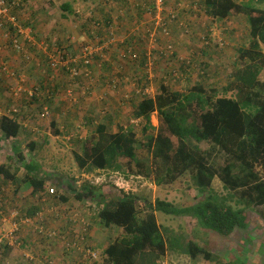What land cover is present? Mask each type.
<instances>
[{"label":"rangeland","instance_id":"1","mask_svg":"<svg viewBox=\"0 0 264 264\" xmlns=\"http://www.w3.org/2000/svg\"><path fill=\"white\" fill-rule=\"evenodd\" d=\"M42 1H47L46 5L49 9H42L41 5H44V3L39 0H30L29 2L25 0V2H23V9L20 10V18L23 27L28 28L26 25L30 24V22H32L31 19H33L31 11L36 8L38 12H45L42 16H52L53 19L61 20L62 17H60L59 14L60 12H64L68 15L67 21L76 22L79 23V25L86 23L84 32L86 33L85 37L88 38L86 40H90V43L96 44L99 38L106 42V38L109 36H107V32L105 31V28L108 30L109 25L106 19L111 15L110 12L112 10H116L111 6L116 2L112 3V0H90L94 10L89 11L88 15L83 14L78 19L77 15L75 14L74 16L72 12L73 0L72 2L71 0ZM140 1L144 2L145 0L129 1L128 3L131 4V9L122 10L125 14L127 11L135 12L139 7H142L146 11L147 6L150 5V1L152 2V0H148L149 3L145 2L146 6L132 5L136 2L141 3ZM235 1L264 8V0ZM64 3L70 4L71 11L63 9L62 6ZM177 4V21L171 24L170 31V40L173 44L174 54L171 55L172 57L169 60L154 59L155 64L153 68L157 75L151 82L154 88L153 96L157 97L158 95H162L159 85L164 82V84L168 85L170 91L188 93L193 86L201 84L207 91V94L215 93V97H238L236 88L239 81L235 79V71L243 67V61L239 57L238 50L241 48H249L251 41L246 15L244 13H237L223 20L208 14L204 6V0H167L166 2L168 10L176 8ZM43 8L46 7L43 6ZM108 13L110 15H108ZM33 20L39 22L38 19ZM60 20H57L58 22L55 24H58ZM94 20L99 21L100 25L92 28L90 24H92ZM24 22L26 24H24ZM110 24H112V29L117 31V34L115 30L113 31L114 36L117 37L118 34H120L118 32L119 29L117 30L116 26L114 28L112 19H110ZM61 28L62 25L60 26V29ZM66 32L61 29L60 32L55 34H51L50 32V35H46L47 37L45 36L44 38L43 35L45 34L32 31L31 35L34 36L33 39L36 44L34 48L43 49L44 47L41 44L43 43V39L46 38L47 40L45 42L49 41L48 43L51 49L57 45H64L56 43H67L68 38L67 40L64 38L66 37ZM62 37L64 40H61ZM202 37H204V39H202ZM133 38L134 37L129 40L131 45L135 43ZM7 40L8 37L0 34V44L5 43L0 51H4L2 54L5 57L9 54V51H11V46ZM28 46V43L25 42V56L23 60L18 52L14 50L17 56L15 61L16 65L12 64L13 66H8L7 63L3 65L0 64V117L8 108L16 107L18 109L17 114L25 116V121L33 125L35 128V135L28 137L23 136L22 140L24 142H29L31 139L36 140L40 150L36 149V156H34L35 151L33 152V150L36 147L31 149L24 145V147L20 149L26 150L24 153L25 156L33 160V162L35 161L33 165L39 168L40 177L43 175L51 183H54V185L57 182H62L64 185L68 181L71 182L72 185L79 187L81 183L86 181L88 184L95 187V191L103 194L113 192L115 196H121L122 190L125 192L131 191L137 194L135 205L140 212L143 210L141 208L145 207L146 202H153L155 198L167 200L176 206L196 203L203 198V195L199 198L194 197L197 195V191L189 175L181 176L171 183L161 182L157 184V182L153 180H148L145 177V172H142V170L137 169L136 172L134 164L125 165L120 157L118 160L121 164V169L115 171L104 170L96 172L95 169L88 164L83 167L77 164L75 153H82V144L85 141V137L89 138L94 134L100 122H105L106 133H110L112 130L115 132L119 130L125 132L129 130L133 131L135 133V140L137 141V157L142 160L144 159L146 162H150L151 153L148 152L147 147L144 145L148 136L155 133L159 116L156 112L151 113V127L146 131L144 128V118L136 116L135 105L140 100L138 98L140 95L137 94L138 96L133 97L132 100L130 97L134 95V88L137 87V84L138 86L141 85L144 80L139 79L141 75L136 70L138 62L132 65H126L124 60L130 58L129 51L125 50L122 52L120 48H115L116 45H108L105 43V48L95 58L94 65L91 64L92 67H89L92 71L91 78L89 79H73L64 72H58L56 74V72L50 71L45 63H42V71L33 69V71L25 73L20 72L21 76H29L30 80L27 82V78L23 83V86L27 90L32 88V86H38L40 82L45 81L49 76L52 77L51 79H47L50 84L51 82H55L56 85H51L52 90H55L59 86V91L55 94L57 105L54 106V100L56 99H50V106L49 104L47 105L51 111L50 116L49 118H42L40 117L41 112L39 110V106L42 104H40L41 101L39 99V101L31 100V98L34 96L43 97L47 96V94L51 95L52 90L49 88L40 89L39 87L37 95L29 97L27 92L24 91L21 95L15 96L14 90H12L15 81H12V79L10 80L7 73V71L14 69V72L19 74L16 67H20L23 71L27 70V68L31 67L30 65L38 59V57L35 56V54H38V51L33 53V47L31 52L30 48L27 50ZM161 46H163L162 42ZM261 51L264 54L263 44H261ZM116 52H120L121 55L118 56ZM137 54H139L138 59L141 60V52H137ZM26 57H28V59ZM118 57L123 59L127 76L129 72L132 71L133 75H131L132 79L128 76L124 78L123 81H121L118 73L104 76V78L107 79V86L108 89L112 91H110L112 95H116L120 98L117 101V108L121 115L118 114V118H114V122H112L113 119L109 116V113L114 112L105 107L108 103L104 101L109 100L110 97L112 98V96L108 94L105 96L101 95V97L98 95L97 102L103 104L101 108L100 106H95L94 108L91 106L90 109L84 110L85 113L81 112L82 114L75 110L74 114L68 116L67 119V115L60 114L57 116V112L62 110L60 109L61 107L65 110L67 107H70L68 110L76 108L77 110L82 109L81 111H83V108L87 105L86 100H88L91 95H94L91 91L98 92L102 89V87L98 85V81H96L97 78L94 71L103 69L106 64L111 61L116 65V61H119ZM94 66L96 68L93 70L92 68ZM128 68L133 70L130 71ZM174 68H178L182 75H175L173 72ZM169 69H171V77H167L166 75ZM156 78L158 79L156 80ZM112 80L117 81V89L112 90L110 88L109 85ZM258 80L264 81V68L260 71ZM67 90H70L72 93L70 98L67 95ZM261 90L264 91V88ZM126 94L128 97H125ZM65 101H67V103H64ZM59 103L61 105L60 107H58ZM118 106H120L121 109ZM243 110L252 113L254 107L252 105H247L243 107ZM54 117L57 118V124H65L68 130L60 133L58 129L55 132L50 126ZM59 135L62 136L61 139L64 140L63 142ZM0 137V164L4 163L8 165L11 172L17 175V177H22L25 171L19 166H21L23 162L18 161L15 163L11 161L14 159V157H12L13 151L10 150L11 140L5 139L2 136ZM188 141H190L192 145L199 146V148L205 152L208 162L217 169L222 168L231 161V158L225 151L210 141H201L199 143L193 139H189ZM36 142H34L35 145ZM236 168L239 170V167L234 164L233 172L239 173ZM255 170L261 177V180H264V174H262L259 165H256ZM220 174L221 173L214 177L211 187L218 194L228 197V202L233 207L243 208V214L246 216L244 226L236 228L233 233L229 234L227 237H223L213 231L200 228L197 221L191 216L168 215L161 211H156V220L163 232L167 231L166 235L169 237L173 235L181 236L182 241H184V239L193 240L216 255L215 260L206 261L202 258L193 259L189 257L188 254L174 250L167 244L168 249L166 255L162 259L158 258V263L264 264V203H256L255 200H252V198L246 194V191L242 193V191L245 190L242 186H237L235 189L229 186L225 187V183L221 177L222 174ZM2 180L3 177H0V182ZM52 185L49 184L47 186ZM55 188L58 190L57 186ZM30 189L31 188L27 186H23L13 194L12 185L9 184V181L0 185V203L4 202L2 205L5 206L1 207L3 208V214L0 217L1 234L10 229V225L12 229L14 228L13 219L11 218V212L13 210L17 211L19 214H23L24 212L32 211L33 205H38L40 208V211L35 212L32 221H25V219H21L20 215L18 216L17 223L19 228L13 236L11 234L5 237L9 243L13 242V244L11 247L7 245V248L1 251L4 257L1 258L0 264H50L49 262L52 264H80L81 261L84 260V252L87 249H91L96 253L97 257L94 259L95 262L93 264L103 263L105 246L113 239L122 236L121 228L114 226L105 227L101 223L99 224L100 219L97 218V211L104 206L102 204H97L94 199L78 200L75 197V189L67 190L65 188V192L64 190L58 191L60 193L57 195L55 194L56 191H54L55 193H52L50 197L45 199L41 197L42 199L40 198V200L39 194L36 193V195H32ZM228 194H231L232 197H229ZM252 195L254 196V193ZM63 196L64 199L62 198ZM12 198H15V201H11L10 199ZM8 201H10V204L8 203L9 205L7 204ZM63 202H66V204ZM65 216H67L68 219H66ZM50 223L54 224V226H48ZM68 229L70 233H66ZM11 231L13 232L14 230ZM40 232H44V235ZM14 238H17V245ZM73 242L76 244L74 247L68 245ZM50 249H53V253ZM62 251L67 253V259L58 258L59 255L63 254ZM68 253H73L75 255ZM77 258L79 261H77ZM56 260H59V262H56Z\"/></svg>","mask_w":264,"mask_h":264},{"label":"trees","instance_id":"2","mask_svg":"<svg viewBox=\"0 0 264 264\" xmlns=\"http://www.w3.org/2000/svg\"><path fill=\"white\" fill-rule=\"evenodd\" d=\"M204 6L208 14L215 18L226 20L237 13H244L247 17L251 41L249 48L238 50L243 61L242 69L235 71V79L240 84L236 88L238 97H215V93L207 94L201 84L193 86L188 93L170 91L168 85L162 82L159 87L165 96L143 95L138 97L140 100L135 105L136 116L145 120V131L151 127V113L156 112L159 116L155 133L148 136L144 145L151 153L150 162L137 157V141L133 131L106 133L104 123H99L95 133L86 138L82 144V153H75V160L80 167L88 164L93 168L111 171L121 169L118 160L120 157L125 165L134 164L136 172L137 169L142 170L148 180L157 184L171 183L181 176L189 175L197 191L194 197L203 195V198L185 206H176L167 200L155 198L153 202H146L140 212L135 205L137 194L131 191L122 190L121 196H115L113 192L103 194L95 191V187L86 181L79 187L68 184L71 190L75 189L78 200L94 199L97 204L104 206L97 211L99 224L122 229V236L110 241L104 249V262L101 264H159L157 259L164 258L167 244L193 259L215 260L216 255L213 252L195 241H182L181 236L166 235L167 231L163 232L155 213L161 211L168 215L191 216L200 228L227 237L236 228L244 226L246 216L243 208L233 207L228 202V197L212 189V180L219 173L222 174L220 175L225 187L235 189L242 186L245 188L242 193L246 191L256 203H264V180H261L255 170L256 165H259L264 174V91L261 90L264 88V81L258 80V75L264 68V54L261 51V44L264 45V8L235 0H204ZM62 7L71 10L68 3H64ZM163 15L166 17L167 12H163ZM119 43L125 42L118 41L117 44ZM127 45L129 46V41ZM3 46L4 44H0V47ZM32 47L29 44L27 50ZM11 48L14 50V47ZM144 57L145 52L142 53L141 60L130 59L132 63L138 62L136 70L141 75L139 79L144 80L141 85L137 84L136 89L150 84L143 71L146 62ZM166 75L171 77V71L168 70ZM43 82L39 86H43ZM136 96L137 93H134L130 99ZM38 98L34 96L31 100ZM247 105L254 107L252 113L243 110ZM0 132L5 139L16 137L21 132L20 123L15 118L2 115ZM189 139L197 143H214L228 154L230 163L217 169L208 162L205 152L199 146L192 145ZM18 155L22 161L24 156L21 153ZM33 163H23L25 173L22 177H17L8 165L1 163L0 177L3 180L0 185L9 181L13 186V194L21 185H25L31 188L32 195L43 192L39 194V200L41 197H50L55 192H46L47 178L39 176V168ZM234 164L239 167V170L236 168L239 173L233 172ZM228 196L232 197L231 194ZM10 200L15 201V198ZM3 203H0V217L3 214L1 207H5ZM33 206L32 211L19 214L21 219L33 220L35 212L40 211L38 205ZM40 233L44 235V232ZM7 245L6 241L1 242L0 252Z\"/></svg>","mask_w":264,"mask_h":264},{"label":"crops","instance_id":"3","mask_svg":"<svg viewBox=\"0 0 264 264\" xmlns=\"http://www.w3.org/2000/svg\"><path fill=\"white\" fill-rule=\"evenodd\" d=\"M29 1L30 0H28V2ZM39 1L43 2L42 0H39ZM71 2H72V0H71ZM140 2L141 3H137L136 2L135 4H132V5H137V6L138 5H142V6H146V3L145 2L149 3L148 0H145L144 2L143 1H140ZM43 3H44V5L42 4L41 5V8L42 9H45V10L46 9H49V8H47V5H46L47 1H45ZM127 3H128L127 1L113 3L111 6H112L113 9H116V10H112L110 12L111 15L108 13V15H110V16H108V18L106 20H107V22H110V19H112V23H113L114 28L116 26L117 30L119 29L118 32L120 34H118L117 38L119 40H121L122 42H125V43L115 44L116 45L115 48H120L121 51L123 52V51L127 50V48H129V46H132L133 50H135L136 52H141V57H142V53L144 52V47H145V42H146V39H145L146 35H145L144 30L146 29V27L149 24L150 15L142 7L137 8L135 12H133V11H127V13L125 14L122 9H124V10L131 9V6H130L131 4L128 3V5H129L128 6ZM43 6H45L46 8H43ZM34 7H35V5H34ZM92 10H94V9H93V5H91L90 0H73L72 12L74 13V16H75V14L77 15V18L78 19L83 14L84 15H88V12L89 11H92ZM31 14H32V18L33 19H36V20L38 19L39 22L31 19L32 22H30V24L26 25L28 28L25 27L26 29H28L27 31L30 32V33H32V31H33V32H36V33L38 32L39 34H41V33L42 34H45V35H43L44 38H45L46 35H50V32H51V34H55L57 32H60L61 29L63 31H65V32L67 31L66 32V37H64L65 40H67V38H68L67 43L57 42L56 44H64V45H57V46H65V48L68 49L70 53H78L80 47L83 44H85V43H87V42L90 41V40H86L88 38L85 37L86 36V33L84 32V28L86 27V23H82L81 25H79V23L67 21L68 15L65 14L64 12L63 13L60 12V14H59V16L62 17L61 20L60 19H53L52 16L49 17L48 15L42 16V14H45V12L44 13L38 12V9L37 8L35 10H32L31 11ZM137 15H138V17H137ZM57 20L58 21L60 20V22L58 24H55V23L58 22ZM25 22H26V19H25ZM25 22H24V24H26ZM97 22H99V21L94 20L93 23L90 24V26L92 28L97 27L96 25H94ZM61 25H62V28L60 29V26ZM64 28H65V30H64ZM105 31L108 32L107 28H105ZM116 34H117V31H116ZM61 35H62V33H61ZM69 36H71V37H69ZM132 37H134L133 38V41L135 43L131 45L129 40L132 39ZM46 40H47V38L46 39H43L42 42L46 43V45H49V43H48L49 41L48 42H45ZM61 40H64L63 37L61 38ZM127 41H129V46L127 45ZM56 44H54V45H56ZM31 49L32 48H30V51L32 52ZM33 49H34V52L33 53H35V52L38 51V54H35V56L38 57V59H36L35 62L30 65L31 67L27 68V70H24V71L21 70L20 67H16L18 69L17 71L19 72V74H16V72H13L12 74L11 73L9 74L8 77H10V80L12 79V81H15V84L13 85L12 88H14L16 85L18 86V84H19V81L18 80L20 78H24L25 80L28 78L27 82L30 80L29 79V76L28 77L27 76L26 77L21 76L20 75V72L21 73H25V72L33 71V69L36 70V71L37 70H39V71H42L43 70L42 63H45L44 62L45 53H44V51L41 50L42 48H34L33 47ZM10 50L11 51H9V54H7L6 57L2 54L4 51L3 52H0V64L3 65L5 63H7L8 66H13L12 64H15L16 65V62H15L16 61V58H17V56L15 54L16 52H14V50L12 48ZM117 50H119V49H117ZM48 51H50V49ZM6 53H8V52H6ZM116 53H117L118 56L121 55L120 52H116ZM19 55H20L21 59L23 60V55H21V54H19ZM4 59H5V61H4ZM118 60L119 61H116L115 60L116 61V65L114 64V62L111 61V62H108L103 69H99V70L94 71V74L96 75V78H97L96 81H98V85L101 86L102 89L99 90L98 92L91 91L94 95L93 96L91 95L89 97V99L86 100L87 101V105H86L85 108H83V111H81L82 109L77 110L76 108L75 109L72 108L71 110H68V109H70V107H67L66 110H65L63 107H61L60 109H62V110L59 111V112H57V116H59L60 114L67 115L66 116V119H67L68 116L74 114L75 110L78 113L82 114V113H85L84 110H88V108L90 109L91 106H92V108H94L95 106H100V108H101V107H103V104H100V102L99 103L97 102L98 101V95H100V97H101V95H104L105 96V95L108 94V95H111L112 98L110 97L109 100L104 101V102L108 103V105H105V107L108 108V110H112V112H114V113H109L108 112L110 118L113 119L112 122H114V118H118V114H120V111L117 108V101L120 98L118 96H116V95L115 96L112 95V93H111L112 91L109 90L108 89V86H107V82H106L107 79L104 78V76L111 75V74L112 75H115L116 73H118V76L121 78V81H123L124 78H127L128 76L131 78V75H133V73H132L133 72L132 71L133 69H129L128 68V70H130L132 72H129V74L127 76V71L124 69L123 59L118 57ZM157 60H158V58H157ZM94 61L95 60L93 59L92 65H94ZM124 61H125L126 65L127 64H130V65L133 64L132 61H130V58H127ZM92 65H89V67H92ZM95 68L96 67L94 66L92 69L94 70ZM109 71H110V73H109ZM51 78L52 77H50V76L47 77L46 80L43 82V84H44L43 86H39L38 85L40 87V89L49 88L50 90H52L51 85H55V82H51V84H50V82L47 80V79H51ZM78 80H80V79H78ZM17 81H18V84H17ZM130 90H132V89H130ZM57 91H59V86L55 90H52L51 95H48L47 94V96H43L44 98L41 97V96H39V98H38L41 101L40 104L42 103L41 106H39V110H40V112H43V111L48 112L49 113L48 114V118L50 116V112L51 111L49 110V108H48L47 105L49 104V106H50L51 100L56 99L55 94H56ZM37 93H36V95H37ZM56 101H57V99L54 100V106L57 105L56 104ZM64 103H67V101H65ZM60 106L61 105L59 103L58 104V107H60ZM118 107L120 108V106H118ZM16 120H17V122L20 123L21 132L16 137L9 138L11 140L10 150L13 151V156L12 157H14V159H12L11 161L12 162H15V163H17L19 161V162H23L25 164L28 161H33V160H30L27 156H25L24 153H25L26 150H22L20 148L24 147V145H26L27 147H30L31 149L33 147H36L33 150V152L36 149H39L40 150V148L37 146V142L34 139H31L29 142H24L22 140V137L23 136L24 137H28V136H31V135H35V128L33 127V125H31L28 122H26L25 121V116H23V115H18L17 118H16ZM56 122H57V118L54 117L52 119L51 123H50V126H51V128L53 130H58L59 129V132L60 133H62L63 131L68 130V128L66 127L65 124H57ZM100 123H104L105 124V122H100ZM105 129H106V127H105ZM112 131H110V132L115 133L114 130H112ZM1 134H0V136H1ZM59 137L61 139L62 136L59 135ZM63 137H65V136H63ZM86 138L87 137H85V140H86ZM33 141L36 142V145H35V143ZM61 141L63 142L64 140L61 139ZM18 153H21V155L24 156V159L22 161H21V159L18 158L19 157ZM34 156H36V151H35ZM19 167L22 168V169H24L23 164L21 166H19ZM94 169H95L96 172L104 171V170L98 169V168H94ZM24 171H25V169H24ZM45 180H46L45 181V190H46V192L49 189H51L53 191H56V192L63 191L65 188L67 190H71L70 187L68 186V184H71V182L69 183L67 181L64 185L62 184V182L61 183L57 182L54 185V183H51L49 180H47V179H45ZM49 184L50 185L53 184V185L52 186H47ZM21 186L22 187L23 186L25 187V185H21ZM56 186H57L58 190H56V188H55ZM72 186L73 187L74 186L77 187L76 185H72ZM12 189H13V186H12ZM64 192H65V190H64ZM58 193H60V192H58ZM38 194H43V192H41V193L38 192ZM46 198H48V197H46ZM63 199H64V196H63ZM63 203L66 204V202H63ZM65 218L68 219L67 216H65ZM67 224H68V222H67ZM59 225H63L64 226L65 224H59ZM48 226H54V224H51L50 223ZM66 233H70V230L68 229L66 231ZM105 248H106V246H105ZM50 251L53 253V249L52 250L50 249ZM62 252H63V254L62 255H59L58 258L67 259V256H68L67 253H65L64 251H62ZM68 254H73V253H68ZM73 255H75V254H73ZM2 257H4V255L2 254V252H0V260H1ZM77 261H79L78 258H77ZM56 262H59V260H56Z\"/></svg>","mask_w":264,"mask_h":264},{"label":"built area","instance_id":"4","mask_svg":"<svg viewBox=\"0 0 264 264\" xmlns=\"http://www.w3.org/2000/svg\"><path fill=\"white\" fill-rule=\"evenodd\" d=\"M122 1H132V0H112L111 2H122ZM167 0H152L150 1V5L147 6L146 11L150 15L149 24L144 30L146 35V42L144 47L145 57V74H147V78L150 81V84L148 86H142L139 88H134V92L137 93L140 96H153V86L151 85L152 80L156 77V73L154 72V64L155 60L158 59H164L169 60L174 54V48L173 44L171 43V24L173 22L177 21V11H178V4L176 8H173L172 10L167 9V5H165V2ZM25 0H0V34L2 36L8 37L7 42L10 44L11 47H14V50H16L19 54L25 56L24 53V43L27 42L28 45L31 44L33 47H36V44L34 42V37L31 35L30 32H28L25 27H23V24L21 22V11L23 9V5ZM167 12V16L165 17L163 15V12ZM180 24V23H179ZM96 26H99V22L95 24ZM112 24L108 25V37L106 38V42L99 38L96 44L87 42L83 44L78 53H70L68 49L65 48V46H55L54 48H50L49 45H46V43H42L41 45L44 47L42 50L45 53L44 62L48 69L52 70V72H64L65 74H68L70 78L76 79V78H83V79H89L91 78L92 71L89 69V65L92 64L93 59L98 56V54L105 48V43L109 44H117L119 40L116 36L113 34ZM110 28V29H109ZM204 39V37H202ZM34 42V43H33ZM161 42L163 43V46H161ZM5 45V43H4ZM127 48V51H129L130 59L137 60L139 58V54L133 48ZM1 49V47H0ZM50 49V51H48ZM157 52V53H156ZM156 55V56H155ZM28 59V57H26ZM171 71V69H169ZM7 71V69H6ZM14 70L7 71L8 75L13 73ZM173 72L175 75H182L180 70L173 69ZM19 81V84H18ZM17 81L18 86L12 88L14 90V95L19 96L24 91L27 92V95L29 97L36 95L37 90H39V86H32L30 89H26L23 86V83L26 81L24 78H20ZM112 90L117 89L118 83L116 80H112L111 84L109 85ZM67 95L70 97L72 95L71 91L67 90ZM125 97H128L127 94ZM18 109L16 107H10L6 112H4L2 115H8L10 118H17ZM40 117L47 118L48 113L43 111L40 114ZM51 189H49L50 191ZM52 191V190H51ZM19 213L15 210L11 212V218L13 219V226L12 229L10 225V229H8L5 233H0V244L6 241L8 245H12L13 242L7 241L5 237L12 236L16 233L18 230V219ZM27 219H25L26 221ZM28 221V220H27ZM11 230H14L13 232ZM13 238V237H12ZM15 239V238H14ZM16 245L17 238L14 240ZM71 247H74L76 244L73 242L72 244H68ZM70 250V249H67ZM84 255V260L81 261L80 264H93L95 262L94 259H96V253L92 251L91 249H87ZM52 264L51 262H49ZM159 264H165V262H161Z\"/></svg>","mask_w":264,"mask_h":264}]
</instances>
